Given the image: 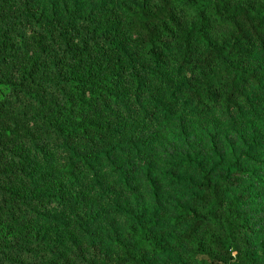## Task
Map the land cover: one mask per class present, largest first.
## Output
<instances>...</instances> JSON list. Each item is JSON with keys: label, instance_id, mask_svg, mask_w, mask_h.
Segmentation results:
<instances>
[{"label": "trees", "instance_id": "16d2710c", "mask_svg": "<svg viewBox=\"0 0 264 264\" xmlns=\"http://www.w3.org/2000/svg\"><path fill=\"white\" fill-rule=\"evenodd\" d=\"M0 264H264V0H0Z\"/></svg>", "mask_w": 264, "mask_h": 264}]
</instances>
